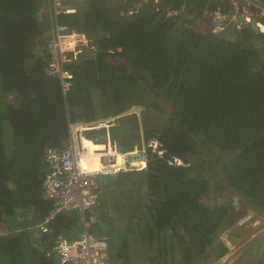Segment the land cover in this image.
Masks as SVG:
<instances>
[{
  "label": "trees",
  "instance_id": "16d2710c",
  "mask_svg": "<svg viewBox=\"0 0 264 264\" xmlns=\"http://www.w3.org/2000/svg\"><path fill=\"white\" fill-rule=\"evenodd\" d=\"M76 4L59 19L92 35L95 48L69 66L65 97L48 73L47 0H0V264H59L55 239L80 220L73 212L49 233L30 228L55 205L43 188L45 152L63 147L69 122L135 105L167 117L145 132L159 135L166 154L101 183L91 213L113 264H133V244L140 264H216L230 252L221 235L239 218L231 196L264 210V32L199 29L208 13H233L232 0H145L131 17L121 15L123 0ZM174 156L185 165L170 164Z\"/></svg>",
  "mask_w": 264,
  "mask_h": 264
},
{
  "label": "built area",
  "instance_id": "2783aa9c",
  "mask_svg": "<svg viewBox=\"0 0 264 264\" xmlns=\"http://www.w3.org/2000/svg\"><path fill=\"white\" fill-rule=\"evenodd\" d=\"M86 0H48L49 10L53 18L47 52L48 73L58 77L63 95L66 97L74 84V74L70 65L82 53L95 48L94 37L86 31L71 27L69 23H62V15H73L78 12L76 3ZM128 7L121 12L122 16L131 17L138 6L145 0H123ZM237 16L243 8L245 22H240V28L248 25L252 14L264 16V5L254 0H232ZM170 14V13H169ZM217 15H222L216 13ZM224 15V14H223ZM261 32L264 24L258 21ZM214 29V28H213ZM114 121L102 124L88 125L84 121L68 123V139L61 148H48L44 155L47 171L44 174L43 188L50 199L55 201L54 207L44 217L30 226L36 234L51 231V225L61 214L76 212L80 220V232L76 237H69L64 232L57 235L52 248L59 264H113L110 245L106 238L94 233L92 226L98 221L91 213L99 200V178L114 176L119 173L141 171L147 168L149 154L164 157L166 149L158 134L145 139V144L136 150L123 151L118 143L112 139L110 128ZM93 131H103L105 139L91 138ZM89 143L101 144L103 150L93 154ZM140 152V159L128 162L126 156ZM119 155L123 160L119 161ZM97 161V163L95 162ZM172 165H185L180 157L174 156L169 160ZM7 230L0 227V234Z\"/></svg>",
  "mask_w": 264,
  "mask_h": 264
},
{
  "label": "rangeland",
  "instance_id": "374dc122",
  "mask_svg": "<svg viewBox=\"0 0 264 264\" xmlns=\"http://www.w3.org/2000/svg\"><path fill=\"white\" fill-rule=\"evenodd\" d=\"M48 3V0H47ZM173 13V12H170ZM216 13H208V19L211 20V16L215 15ZM234 18V17H231ZM208 21V20H207ZM236 22V20H235ZM229 23H233L231 20ZM199 29H205V30H211V21H208L206 24H199ZM227 27V26H226ZM225 28V27H224ZM223 28V29H224ZM232 28V27H231ZM222 28H212V31H221ZM148 100H153V96H148ZM160 103L163 106H168V104L161 102ZM141 107H146L144 105H140ZM102 118V117H100ZM151 122L153 126L152 131L161 126L167 121V117L162 114H158L154 112V116H151ZM118 138V136H117ZM99 179V184L103 182ZM114 184L113 186L116 188L117 185ZM102 187V185H101ZM101 189V188H100ZM227 195V191L225 192ZM226 198H230V196H226ZM233 205L235 207V210L237 211L239 218L238 221L235 223L234 226L226 230L222 233L221 239L224 240L227 244V246L230 249V252L223 257L220 261H218L216 264H243L242 262L246 259L251 258L252 262L254 264H261L262 259L264 258V210L258 211L254 207L248 205L245 203V201L242 199L241 196L238 194L231 196ZM95 214V213H93ZM96 215V214H95ZM97 216V215H96ZM98 218V217H97ZM100 219L98 218V221L93 224L92 231L100 236L107 235L106 232L102 231L99 227ZM108 238V237H107ZM252 242H258L259 249H256L255 251L249 250L246 251V247L248 243ZM261 244L263 245V248L261 247ZM251 251V252H250ZM139 250L138 245L133 244L132 247V259L133 264H140L141 260L138 258ZM113 262L114 258L112 257Z\"/></svg>",
  "mask_w": 264,
  "mask_h": 264
},
{
  "label": "crops",
  "instance_id": "0c3cea01",
  "mask_svg": "<svg viewBox=\"0 0 264 264\" xmlns=\"http://www.w3.org/2000/svg\"><path fill=\"white\" fill-rule=\"evenodd\" d=\"M123 7L129 6V4H126L123 1L122 4ZM241 14V13H240ZM258 17V21L261 22V19L264 17L262 14H252ZM252 16V17H253ZM233 17V13L230 15H212L211 21L213 23V19H218L221 22L218 25H212L211 23V30L212 28H224L228 25L230 20L233 22V24H240L236 21ZM264 24V23H263ZM151 116H154V113L151 110H148L146 107H143L142 116L140 117L138 113L126 115L119 119V121L116 122L114 127L112 128L113 132V139L118 143L119 147L123 151H130V150H136V148L140 147L143 143L144 137L146 138L145 132L148 130H152L155 126V124L152 126L151 122ZM153 127V128H152ZM118 136V138H117ZM112 177V176H110ZM102 181V177L99 178ZM105 179V178H103ZM79 217V216H78ZM68 231V232H67ZM65 234L67 233L70 237H76L78 236L80 232V223L77 224V226L70 227L68 230L62 231Z\"/></svg>",
  "mask_w": 264,
  "mask_h": 264
},
{
  "label": "water",
  "instance_id": "95a60500",
  "mask_svg": "<svg viewBox=\"0 0 264 264\" xmlns=\"http://www.w3.org/2000/svg\"><path fill=\"white\" fill-rule=\"evenodd\" d=\"M240 12H241V14H238V16H237V18L240 20V21H245V17H244V15H243V12H244V10H243V8H241V10H240ZM254 14H257V13H254ZM221 21L220 20H218V19H213V23H212V25L214 24V25H218L219 23H220ZM250 25V27L255 31V32H257V33H259L260 32V28H259V25H258V17H256L255 15L252 17V20L250 21V23H249ZM142 111H143V107H141V106H137V105H135V106H132V107H130V108H128V109H126V110H124V111H122V112H120V113H118L117 115H115V116H113V117H109V118H99V119H95V120H93V121H86L85 123L86 124H88V125H96V124H100V123H104V122H106V121H111V120H117V121H119V119L121 118V117H123V116H126V115H131V114H135V113H138L139 114V116L141 117L142 116ZM145 137H144V139H143V145L145 144ZM140 159V152H135L134 154H128L127 156H126V160L128 161V162H130V161H135V160H139Z\"/></svg>",
  "mask_w": 264,
  "mask_h": 264
},
{
  "label": "bare ground",
  "instance_id": "6f19581e",
  "mask_svg": "<svg viewBox=\"0 0 264 264\" xmlns=\"http://www.w3.org/2000/svg\"><path fill=\"white\" fill-rule=\"evenodd\" d=\"M90 145V151L93 152V154H96L97 152L103 150V146L101 144H95V143H89ZM119 161H122L123 160V156L122 155H119V158H118ZM95 162L97 163V161L95 160Z\"/></svg>",
  "mask_w": 264,
  "mask_h": 264
},
{
  "label": "clouds",
  "instance_id": "9594fccd",
  "mask_svg": "<svg viewBox=\"0 0 264 264\" xmlns=\"http://www.w3.org/2000/svg\"><path fill=\"white\" fill-rule=\"evenodd\" d=\"M126 7H128V6H125L123 9H125ZM242 22H245V21H242ZM247 25V24H246ZM245 25V26H246ZM244 27V26H243ZM261 32V31H260ZM137 106H140V105H137ZM115 116V115H114ZM109 117H113V116H109ZM109 117H102V118H109ZM99 119V118H98ZM111 121H114V125L116 124V122H117V120L115 119V120H111ZM85 122V121H84ZM106 122H108V121H106ZM105 123V122H104ZM100 124H102V123H100ZM114 125L110 128V133H111V137H112V128L114 127ZM103 132V131H102ZM112 139H113V137H112ZM114 140V139H113ZM120 148V147H119ZM139 148V147H138ZM137 149V148H136ZM142 171V170H141ZM120 174V173H119ZM115 176V175H114ZM108 177H110V176H108ZM108 177H102V179L103 178H108ZM100 188H101V185L99 184V190H100ZM98 190V191H99ZM94 209V208H93Z\"/></svg>",
  "mask_w": 264,
  "mask_h": 264
}]
</instances>
